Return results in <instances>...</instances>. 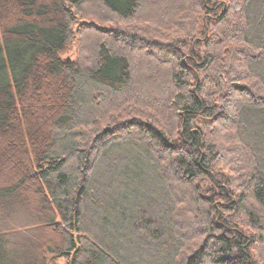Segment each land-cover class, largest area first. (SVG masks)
<instances>
[{
	"label": "trees",
	"instance_id": "1",
	"mask_svg": "<svg viewBox=\"0 0 264 264\" xmlns=\"http://www.w3.org/2000/svg\"><path fill=\"white\" fill-rule=\"evenodd\" d=\"M96 1L144 6L0 0V264H264V0H185L182 53L84 24L122 46L85 66ZM136 49L167 62L158 100L133 95Z\"/></svg>",
	"mask_w": 264,
	"mask_h": 264
},
{
	"label": "rangeland",
	"instance_id": "2",
	"mask_svg": "<svg viewBox=\"0 0 264 264\" xmlns=\"http://www.w3.org/2000/svg\"><path fill=\"white\" fill-rule=\"evenodd\" d=\"M144 6L142 12L138 14L134 19L129 21H123L119 18H116L110 13H106L102 7L97 3L95 5L99 10L96 9V6L90 7L87 15L83 18L80 16L77 18V24L75 26L76 33L74 34L73 40L70 45V50L66 55L68 59H76L79 58L80 50L82 46H85V53L83 57H85V66H87L88 61L91 58H94V49L95 46L102 41L107 42L108 46L112 49L117 48V51H122V46L119 44H114L110 38V34H103L104 37H101L100 34L89 33L86 31L79 32L80 27L84 24L93 25V30L97 31V29L106 30L107 32L111 30H124L127 33L137 34L138 36H144L147 40L153 39L156 41L171 43L174 40L178 39V48L177 51L182 53V44H185V37L181 33V29L186 28L189 29V23L185 20L177 23L176 21V9L179 6L185 4V0H143ZM184 2V3H183ZM194 12V11H193ZM99 13V14H98ZM175 13V14H174ZM185 15V13H184ZM179 18V17H178ZM205 19V18H204ZM170 20L176 22L178 25L177 33L169 30V25H166L165 22H169ZM181 20V19H180ZM160 22V23H159ZM160 30V32H157ZM169 32L171 33H168ZM101 32V31H100ZM167 33V34H166ZM183 37V38H182ZM83 49V50H84ZM87 50V51H86ZM124 50V48H123ZM130 58V62L133 68V76L135 77V92L134 97L138 100L143 99H155L160 96L162 97V91L166 88V79L167 74L166 70L167 62H163L153 57L151 54L147 55V53L142 49H136L129 51L127 54ZM179 66L178 68L184 69L188 63L186 57H179ZM143 90V91H139ZM195 91V89H194ZM123 98H118L117 103L120 102ZM115 99H113L114 101ZM109 107V106H108ZM229 111V109H228ZM117 113V112H114ZM112 113V114H114ZM21 217H25L26 213H21ZM260 248L256 250V258L262 263L263 259V249L264 243H260L258 245ZM56 264H64L63 259L55 260Z\"/></svg>",
	"mask_w": 264,
	"mask_h": 264
}]
</instances>
